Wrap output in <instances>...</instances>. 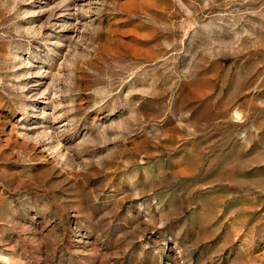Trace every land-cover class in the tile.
<instances>
[{
    "label": "rangeland",
    "instance_id": "obj_1",
    "mask_svg": "<svg viewBox=\"0 0 264 264\" xmlns=\"http://www.w3.org/2000/svg\"><path fill=\"white\" fill-rule=\"evenodd\" d=\"M0 264H264V0H0Z\"/></svg>",
    "mask_w": 264,
    "mask_h": 264
}]
</instances>
